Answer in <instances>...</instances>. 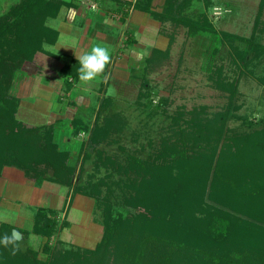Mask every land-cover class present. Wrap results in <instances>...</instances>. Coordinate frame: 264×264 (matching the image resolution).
<instances>
[{"label": "trees", "instance_id": "16d2710c", "mask_svg": "<svg viewBox=\"0 0 264 264\" xmlns=\"http://www.w3.org/2000/svg\"><path fill=\"white\" fill-rule=\"evenodd\" d=\"M150 1L141 2L145 9ZM193 1L166 0L163 12L153 14L169 45L165 51L152 50L146 72L167 62L179 28L188 36L217 35L236 76L224 73L220 65L208 80L226 104L215 112L206 105L189 110L180 106L156 139L130 151L121 142L127 120L108 112L112 100L106 98L91 124L80 117L68 122L71 138L86 135L75 161L72 152L54 142L55 124L31 126L16 118L18 100L9 93L23 65L39 64L42 72L48 67L40 62L46 60L54 67L59 57L44 45H54L58 33L46 21L74 4L20 0L0 16V175L8 166L34 184L55 183L67 189L68 204L75 195L88 197L103 226L102 238L92 249L50 248L59 228L58 211L37 209L30 233L44 239L41 249L22 248L25 234L18 231L19 251L13 255L12 245H0V264H264V121L237 114L239 80L264 58V0L259 1L249 37L218 32L205 13L189 16ZM203 1L205 10L212 8L210 0ZM56 67L62 79L58 90L69 93V79L78 80V61ZM259 81L264 84L262 77ZM149 98V92L140 90L136 105L149 109L150 115L158 110L165 114L166 99L150 109ZM63 99L69 102V97L59 96L61 104ZM231 121L238 126L229 127ZM88 162L93 172L82 180ZM204 194L214 203L204 204ZM13 229L1 224L0 238Z\"/></svg>", "mask_w": 264, "mask_h": 264}, {"label": "rangeland", "instance_id": "374dc122", "mask_svg": "<svg viewBox=\"0 0 264 264\" xmlns=\"http://www.w3.org/2000/svg\"><path fill=\"white\" fill-rule=\"evenodd\" d=\"M19 1L20 0H0V16L6 13L10 7L19 3ZM65 1L73 4H75V1H81L80 4L84 1L86 6L89 5V9L95 8L92 2L88 0ZM210 1L212 8L205 10V3L203 0H194L187 14L196 18L198 15L205 13L218 32L226 31L242 37H249L252 34V28L260 0ZM101 8L102 7H100V9ZM92 11L88 13L92 14ZM93 12L99 16L101 10H94ZM58 18L56 20L47 19L46 24L56 27L61 22V18ZM95 21L98 23L101 19L97 18ZM112 24L110 28L113 26ZM107 30L108 25L104 22V26H99V34H97V40L100 39V44L108 46L110 50L112 49L111 63L107 66L104 75L87 84L82 83L79 79L77 81L69 79L72 90L66 94L63 93V89H60V91L58 90V93L56 90H53L57 97L66 95L70 97L69 102L66 99L62 101L64 110H67L66 113H64V118L67 119V123L74 117H80L91 124L95 118L99 105L103 103L106 98H111L112 101L109 105L108 112L120 113L127 120V127L122 135L121 142L131 151L138 150L140 146H144L150 139H156L158 135L162 133L161 131L163 128L168 124V116L173 114L180 106H184L185 109L189 110L194 106L206 105L211 112H215L221 110L226 104L225 97H223L220 92L211 88L208 80V75L216 66L220 65L224 67V73H230V76H236V74L232 72L233 68L230 65L228 49L220 42L219 36L203 33H199L195 36H188L184 28H179L175 32V43L171 47L167 62L162 67L149 74L146 72V63L144 62V58L148 55L149 48L147 49L146 46L145 48L132 47L130 50L123 49L122 45L125 36L122 33V29L115 42L112 40L111 42H106L103 36L104 34H108ZM172 30V27H168L167 29L168 32H172ZM93 31L94 26L91 28L90 32H88L85 38L86 41L84 40L86 44L91 43L88 45L89 48L95 44L91 40L96 38L94 36L92 38L90 35ZM78 33L82 36V29H80ZM137 35L138 34H135V36ZM60 41H63L65 43L63 45L66 46H71L76 42L71 47L76 48V51L78 49H86L85 43H80L79 39L77 40V33L75 31L74 36L63 34L59 37V42ZM262 42L264 43V34L262 36ZM60 46L62 45H56L54 47L44 45V50L60 56ZM89 48H87V50ZM119 50H121V52H119ZM119 54H121L122 57L119 56ZM43 62H45L43 65L44 68L48 67V70L41 69L42 75L45 77L53 76V81L61 85L62 79L58 76L59 71L56 65L73 64V56L62 54L60 58L55 60L56 63L54 67L50 66L51 63L46 60L41 61L40 64ZM38 65L39 64H29V67L31 66V73L35 70L38 71ZM29 67H22L16 81L28 76L27 73L30 71ZM249 72H253V75ZM261 77L264 79V58L256 68H250L248 71H244L239 80L238 89L240 96L238 104L241 107L237 114L240 116H247L254 121L259 119L264 121V84L259 81ZM144 82L147 84V88L142 90L141 85ZM140 90L146 93L149 92L150 109L155 108V106L160 103V100L166 99L167 105L165 106V114L162 113L161 110H158L156 115H150L148 113L149 109L143 110L144 108L138 107V105H136V98ZM53 117L54 116H50L47 119V123L51 122ZM56 123L57 122H55V124ZM59 125H61V123H59ZM236 126H238V122L231 121L229 123V127L231 128ZM78 138L80 141L86 140V135H81ZM115 148L116 147L113 146L111 150L115 151ZM77 150L78 148L75 147V151ZM72 156L73 161H75L77 155L73 154ZM92 172V164L89 162L86 163L81 176L82 180H87V175H90ZM205 194L203 195L204 197ZM205 198L204 204L214 203V199L212 201V198L208 199L207 196ZM90 201L88 199H80L76 203L73 202L71 207L70 203L68 204L66 201L64 204L60 203L57 209H53L58 211L59 228L56 235H54L49 242L50 248L54 246L60 248L76 246L80 249H92L95 247L102 238L103 226L100 221L101 214L96 211L94 200L90 199ZM84 206L86 207L83 208ZM65 207L68 208L67 215H63ZM66 222L68 223L67 227L61 226ZM1 224L2 223H0V226ZM31 240L25 241L24 239L22 241L21 238L20 241H22V243L20 241L18 242L21 243L22 248L28 247L34 250H40L44 239L39 236H32ZM40 254V257L44 260L46 258L45 255L42 253Z\"/></svg>", "mask_w": 264, "mask_h": 264}, {"label": "crops", "instance_id": "0c3cea01", "mask_svg": "<svg viewBox=\"0 0 264 264\" xmlns=\"http://www.w3.org/2000/svg\"><path fill=\"white\" fill-rule=\"evenodd\" d=\"M88 1H91L95 8L89 9V5L86 6L84 1L81 4V1H75L73 8H61L58 16L53 19L61 18L58 26H49L58 33L57 41L51 46L62 45L59 48L61 55L73 56V62L77 61L75 55L82 54L89 48L88 45L91 44H86L85 38L93 26L94 31L90 35L96 39H92L91 41L95 44H100V39L97 40V34H99V26H104V22L108 25V34H104L103 36L106 42H111V40L115 42L122 29V33L125 36L122 45L123 49L130 50L132 47L145 48L147 46L149 51L147 53L148 55L144 58L145 63L153 49L165 51L168 48V37L161 32V22L153 15L163 12L166 0H151L147 9H145L146 3H141L143 0ZM137 3H140V5L135 7ZM100 7L102 8L100 9ZM92 10H101V13L97 16ZM90 11H92V14L88 13ZM97 18L101 19L98 23L95 21ZM111 24L113 26L110 28ZM80 29L83 32L82 36L78 33ZM74 31L77 33V40L79 39L80 43H85L86 49H78L76 51V48H71L76 42L71 46L63 45L65 44L63 41V43L61 41L59 42L60 36L63 34L74 36ZM135 34L138 35L135 36ZM54 55L58 56L57 54ZM60 56L58 57L60 58ZM119 56L122 57L121 54ZM23 66L28 68L29 63ZM29 70L27 73L28 76L23 77L19 81L15 80L9 91L10 95L18 100L16 118L31 126H44L57 122L53 130L54 142L60 150L77 154L80 140L78 138H71L69 132H67L68 123L66 122L67 119L64 118V113L67 110H64L63 103L61 104L59 102V97L53 91L56 90L58 93V89L61 86L59 87V83L53 81V76L45 77L41 71L37 70L31 73V66ZM50 116L54 117L51 119V122L47 123V119ZM75 147L78 148L77 151H75ZM80 199H88L90 201L88 197L75 195L70 202V207L73 202L76 203ZM66 201H69V194L66 188H61V186L47 181L37 185L27 180L23 172L16 168L5 166L2 169L0 175V223L10 225L14 228L13 230L23 232L25 234V241H30L32 236H36L30 232L37 209H57L60 203L64 204ZM67 213L68 208L65 207L63 215H67Z\"/></svg>", "mask_w": 264, "mask_h": 264}, {"label": "clouds", "instance_id": "9594fccd", "mask_svg": "<svg viewBox=\"0 0 264 264\" xmlns=\"http://www.w3.org/2000/svg\"><path fill=\"white\" fill-rule=\"evenodd\" d=\"M79 68L78 79L82 83H90L104 75L107 66L111 63V50L108 46L94 44L82 54L75 55ZM20 235L12 232L10 235L5 234L0 238V245L8 247L12 245V254L19 251L17 241Z\"/></svg>", "mask_w": 264, "mask_h": 264}, {"label": "water", "instance_id": "95a60500", "mask_svg": "<svg viewBox=\"0 0 264 264\" xmlns=\"http://www.w3.org/2000/svg\"><path fill=\"white\" fill-rule=\"evenodd\" d=\"M12 232H16V233H18L20 235V239L18 240V241H20L21 240V234L18 231H16V230H12Z\"/></svg>", "mask_w": 264, "mask_h": 264}]
</instances>
